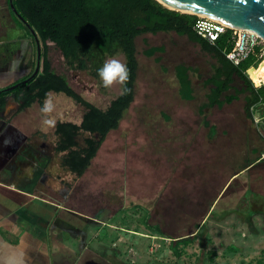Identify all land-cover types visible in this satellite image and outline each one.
Instances as JSON below:
<instances>
[{"label":"rangeland","instance_id":"1","mask_svg":"<svg viewBox=\"0 0 264 264\" xmlns=\"http://www.w3.org/2000/svg\"><path fill=\"white\" fill-rule=\"evenodd\" d=\"M9 26L13 24L7 2L0 0V44L15 39ZM135 45L134 100L87 171L79 178L59 168L60 156L52 158V174L61 178L67 206L85 211L89 200L94 202L93 214L103 211L101 218L108 224L103 242L114 263L264 264V164L231 180L218 198L220 187L249 147L259 151L256 154L255 150V160L264 150L255 124L245 115L244 94L220 107L203 106L208 92L204 82L217 62L186 36L143 34ZM155 47L158 49L151 53ZM47 55L52 70L63 74L94 106L104 110L120 94V83L106 87L89 71L69 69L60 50L50 42ZM110 58L125 63L121 53L105 56L103 63ZM180 64L190 68V101L182 100L178 93L175 67ZM251 75L256 84L264 85V64ZM233 86L240 89L243 83L235 77ZM229 93L234 94L233 90ZM48 98L54 104L51 112L43 113L34 104L17 122L23 132L42 134L53 147L56 124H79L85 108L62 93L52 92ZM46 119L52 123H45ZM194 220L204 223L205 230L191 243L178 246L176 255L172 246L186 231H195ZM156 222H161L163 233L151 228ZM92 235L98 237L100 229Z\"/></svg>","mask_w":264,"mask_h":264},{"label":"trees","instance_id":"2","mask_svg":"<svg viewBox=\"0 0 264 264\" xmlns=\"http://www.w3.org/2000/svg\"><path fill=\"white\" fill-rule=\"evenodd\" d=\"M6 2L13 22L31 33L34 47L32 71L12 85L27 79L34 72L37 45L32 31L40 45L42 67L27 83H21L11 90H3L0 93V109L4 108L8 96L18 105L16 114L34 104L42 108L51 92L62 93L83 106L85 112L79 124L58 122L54 129L58 138L55 151L62 153V166L77 177H81L91 165L107 135L118 128L123 114L134 100L138 70L135 39L143 34L173 32L186 36L204 52L212 55L217 65L204 82L208 86V92L207 103L203 106L220 107L236 99L237 94H244L246 117L252 123L254 117L259 118L257 127L264 131V85L254 87L245 73L254 63L256 51L240 65H233L226 58V53L233 46L229 40L230 32L227 31L219 40L210 43L193 31L196 15L169 9L157 0H12L16 14L10 9L8 0ZM48 42L60 50L69 69L89 71L95 78H99L97 69L103 65L105 56L121 53L129 69V79L122 85L120 94L102 110L82 98L63 74L52 70L47 55ZM157 49L151 48V53ZM189 72L190 68L186 65L175 67L178 93L182 100L193 99ZM235 77L243 83L240 89L233 86ZM125 86L129 91H123ZM230 90L234 94L229 93ZM257 127L255 125L256 130ZM210 132L213 134L214 127H210ZM204 216L205 214L203 218ZM160 223L150 226L154 231L163 233ZM191 226L195 230L194 234L191 230L186 231L172 246L176 255H179L178 246L191 243L205 230V224L200 221L194 220Z\"/></svg>","mask_w":264,"mask_h":264},{"label":"crops","instance_id":"3","mask_svg":"<svg viewBox=\"0 0 264 264\" xmlns=\"http://www.w3.org/2000/svg\"><path fill=\"white\" fill-rule=\"evenodd\" d=\"M23 36L20 45L15 40L5 44L4 52L8 53L0 59L1 92L27 77L33 69L32 40L27 33ZM5 103L0 109V264H118L109 260V250L103 242L108 225L101 218L103 211L93 214L94 202L89 200L86 207L88 204L90 207L85 211L68 207L66 194L65 200L62 197L61 178L52 174L51 163L46 166L47 157L29 147L32 138L38 139L23 132L17 117L33 106L16 114L18 105L11 96ZM257 131L264 142L262 132ZM56 143L57 140L55 146ZM255 150L250 146L249 153L238 164L234 163L235 168L220 187L218 198L229 182L255 165L264 164L261 160L264 150L256 160ZM58 156L59 168L65 169L62 154ZM247 190L253 193L251 188ZM95 229H100L96 238L92 235Z\"/></svg>","mask_w":264,"mask_h":264},{"label":"water","instance_id":"4","mask_svg":"<svg viewBox=\"0 0 264 264\" xmlns=\"http://www.w3.org/2000/svg\"><path fill=\"white\" fill-rule=\"evenodd\" d=\"M167 6L187 11V14H202L215 19L225 25L238 29L251 30L264 39V0H157ZM9 7L16 14L12 0H8ZM162 4L163 6H165ZM165 6V7H167ZM169 8V7H167ZM172 9V8H169ZM177 9H172L179 11ZM181 12V11H180ZM18 18L19 15H17ZM24 23V21H23ZM37 45V61L34 72L27 79L16 83L6 90L16 88L21 83H27L40 71V45L32 31ZM1 93V91H0Z\"/></svg>","mask_w":264,"mask_h":264},{"label":"built area","instance_id":"5","mask_svg":"<svg viewBox=\"0 0 264 264\" xmlns=\"http://www.w3.org/2000/svg\"><path fill=\"white\" fill-rule=\"evenodd\" d=\"M193 31L201 38L210 43H214L224 35L227 31L230 32V43L232 48L226 53V58L235 66L240 65L244 60L248 59L252 52L256 51L254 63L246 70V76L253 83L254 87H259L262 84H256L251 75V71L259 69L264 64V39L257 33L251 30L238 29L225 25L224 23L207 16L196 15ZM260 119L254 117L253 123L258 126ZM264 136V131L257 127ZM261 160L264 161V153L261 155Z\"/></svg>","mask_w":264,"mask_h":264},{"label":"clouds","instance_id":"6","mask_svg":"<svg viewBox=\"0 0 264 264\" xmlns=\"http://www.w3.org/2000/svg\"><path fill=\"white\" fill-rule=\"evenodd\" d=\"M98 76L100 77L104 86H110L114 82L125 84L129 79V69L125 63L117 58L107 59L101 67L97 69ZM124 92L129 91L125 86L123 89ZM54 104L51 98L45 100L41 111L43 113H49L53 110ZM45 123H52L51 120L46 119Z\"/></svg>","mask_w":264,"mask_h":264},{"label":"flooded vegetation","instance_id":"7","mask_svg":"<svg viewBox=\"0 0 264 264\" xmlns=\"http://www.w3.org/2000/svg\"><path fill=\"white\" fill-rule=\"evenodd\" d=\"M9 16H10V13H9ZM10 19H11L12 24H13L14 27L13 26H9L8 29H10L11 31L14 30L15 33H13V34L16 35L14 40H15V42H19V45H20V42H22V39L24 37L23 33L25 34V32H24V30L22 28H19L13 22V19L11 18V16H10ZM3 25H5V22L3 23ZM7 43H9V41L4 43V44H0V46H1L0 47V59L8 53V52H4V49H5L4 47H5V44H7ZM31 135L35 136L38 139L39 142L36 139L32 138L31 141L29 142V147L32 148V149L34 148L36 151L41 152V154H43L45 157H47L46 166H48L51 163L54 154L57 155V156L59 154H62V153H57L55 151V148H56L55 145L53 147L49 146V144L47 145V142H46L47 140H46V137L44 135L38 134L36 132L31 134ZM56 140L58 141V138Z\"/></svg>","mask_w":264,"mask_h":264},{"label":"bare ground","instance_id":"8","mask_svg":"<svg viewBox=\"0 0 264 264\" xmlns=\"http://www.w3.org/2000/svg\"><path fill=\"white\" fill-rule=\"evenodd\" d=\"M162 4H164V3H162ZM165 5V4H164ZM167 6V5H166ZM167 7H170V6H167ZM170 8H173V9H177V8H174V7H170ZM177 10H179V9H177ZM180 11H182V12H187V11H183V10H180ZM199 16H204V15H202V14H198Z\"/></svg>","mask_w":264,"mask_h":264}]
</instances>
